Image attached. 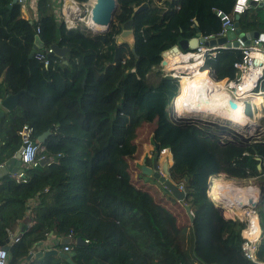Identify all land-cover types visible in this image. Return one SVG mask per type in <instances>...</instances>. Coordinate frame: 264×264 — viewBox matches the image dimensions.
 <instances>
[{"label":"trees","instance_id":"16d2710c","mask_svg":"<svg viewBox=\"0 0 264 264\" xmlns=\"http://www.w3.org/2000/svg\"><path fill=\"white\" fill-rule=\"evenodd\" d=\"M116 1L111 30L93 34L58 21L51 0H38V21L22 18L19 2L9 8L12 0H0V100L17 95L0 124V164L18 149L23 128L31 129L40 159L36 168L23 171L25 182L10 175L0 179V246L5 230L34 202L33 223L9 247L8 264H264V210L253 262L241 249L245 223L227 216L208 194L209 180L218 174L264 183V141L213 115L170 117L166 108L180 80L154 71L179 38H217L218 13L229 15L235 0ZM129 21L133 46L117 43ZM37 25L45 47L66 49L65 63L54 56L46 68L35 58L38 50L29 57ZM238 26L264 33V9L249 6ZM241 59L239 49L220 50L206 57L200 73L209 79L213 71L214 82L235 81L234 65ZM258 90L264 91V77ZM146 142L152 148L146 167L161 151L169 152L167 179L183 185V202L137 165ZM50 234L71 235L65 245L74 252L71 260L35 255L28 261ZM77 238L85 245L77 246Z\"/></svg>","mask_w":264,"mask_h":264},{"label":"bare ground","instance_id":"6f19581e","mask_svg":"<svg viewBox=\"0 0 264 264\" xmlns=\"http://www.w3.org/2000/svg\"><path fill=\"white\" fill-rule=\"evenodd\" d=\"M89 2L92 3L93 0ZM200 65L199 56L183 54L180 56V62L173 68L170 67L175 75H182L179 95L174 99L178 112L213 114L236 125H246L264 117V91L251 93L259 74L258 70L252 68L236 86L227 80L215 85L200 73ZM229 100L234 102V109L229 106ZM246 105L251 108L253 119L246 115ZM233 185L230 181L213 179L209 184V197L215 202H222L230 215H236L240 210L245 218L240 219L246 222L242 235L255 244L260 236L259 219L253 211L258 202L257 187Z\"/></svg>","mask_w":264,"mask_h":264},{"label":"water","instance_id":"95a60500","mask_svg":"<svg viewBox=\"0 0 264 264\" xmlns=\"http://www.w3.org/2000/svg\"><path fill=\"white\" fill-rule=\"evenodd\" d=\"M21 0H12L11 4L8 6L9 8L15 4L20 2ZM90 1V0H88ZM249 6L253 7H261L264 8V2L261 3H254L250 2ZM145 5L142 7L138 8L135 10V13L143 9ZM119 7L117 4L116 0H93L92 3H90V12L88 16V21H87V28L88 30L93 33V34H107L110 31L112 22L114 20V17L118 13ZM238 19L239 15L235 16V21L232 26L233 30L228 29L223 36H219L217 38H210L208 40H205L203 37L197 36L193 39L190 40H182L178 39V43L173 46L171 49L168 51L164 52L162 54L163 59L165 60L166 63H170L172 66L180 62V56L183 54H187L189 52H193L196 49V46L198 43H201L205 46L208 47H217V48H225V49H238L240 46H248L250 44V40H255L259 39L264 46V34H260L258 32H242L238 26ZM132 22L129 21L123 26L122 31L120 32L117 41L118 43H123L126 42L130 46L134 45V34L131 29ZM44 45L42 41L40 40L39 36H35L34 40V45L33 49L29 55V57H32L34 55V52L38 49L43 48ZM54 51V53L62 58L65 63V54H66V49H60L58 46H52L51 47ZM254 65H258V62L255 61ZM201 69V67H200ZM210 72V70H208ZM223 81H215L216 84L222 83ZM17 102V95H9L5 99L1 100L0 104V124L1 121L6 117L7 113L10 112L14 106L16 105ZM229 106L231 108H235V104L232 100H229ZM188 112V113H187ZM184 112L185 114H193L191 111ZM197 114H203L202 112H197ZM246 115L250 118L253 119L252 111L249 106L246 105ZM180 117H182L180 115ZM225 122H229L227 119L223 120ZM49 134L47 131L45 134L40 136L38 138V142L42 143L46 136ZM157 158L158 155H155L153 160H152V167H146L142 166L141 171L144 175L146 176H151L154 179L158 180L159 183L162 185L163 188H165L177 202H183L185 195L184 192L179 190L178 186L174 184L171 180L166 179V177L160 176L158 171H159V166L157 165ZM257 161H260L259 158H256ZM49 159L43 160L41 162V165H45ZM20 166L19 163V151L15 153V158H10L8 161L4 162V166L0 168V179L4 175H8L9 173L12 174L18 170ZM169 167L168 163H163L161 166L162 172L164 175L168 176L169 175ZM257 170L259 173H261V165L257 164ZM18 172V171H17ZM209 190V187H208ZM210 196V195H209ZM211 198V197H210ZM263 200H260V202ZM217 202V201H216ZM220 205H222V202H220ZM225 208V207H224ZM185 211L189 215L191 213L189 212L190 209L185 206ZM223 211V210H222ZM226 214V212L224 211ZM72 243V240L70 238H62V239H54V243L52 248H50L47 251H44L43 253H38L36 256L39 257H47L50 255H58L67 261H70L71 258L74 256V252H69V253H63L59 247L65 246L67 244ZM75 244L77 246H84L85 242L82 241V239L77 238L75 240ZM8 250V248H6ZM32 256L29 254L27 259L29 260ZM256 262V261H255Z\"/></svg>","mask_w":264,"mask_h":264},{"label":"built area","instance_id":"2783aa9c","mask_svg":"<svg viewBox=\"0 0 264 264\" xmlns=\"http://www.w3.org/2000/svg\"><path fill=\"white\" fill-rule=\"evenodd\" d=\"M69 1L71 3V6L66 7L65 10H67V12L63 13V17L65 20V21L63 20L64 23L68 22L69 24L72 25V23L76 24L77 22L83 21V19H84L83 17L85 15V13L87 15H89L90 3L87 1L86 3L79 4V3H76L75 0H69ZM21 2H22V0H21ZM250 2H254V3L258 4V3L264 2V0H235L233 7H232V10H231V13L229 15H225L223 13H218L220 21L222 23L221 24L222 30H221V33L219 36L225 35V33L228 29L233 30L232 26L234 24L235 16L243 14L246 11V9L249 7ZM76 6H78V7H76ZM73 27H75V26H73V25L71 27L67 26V28H73ZM39 33H40V29L37 25L36 26V36H38ZM210 38H213V37H204L205 40H208ZM238 49L242 52L241 61L234 65V67L237 69L236 75H238V76H237L235 81H230V82H232L234 86L240 84L242 82L245 74L247 72H249L252 68H255V70L259 71V74L257 76L255 86L251 90V93H257V92H255V89H256L258 83L260 82V80L264 77V46H263V43L259 39H255L248 46H240ZM220 50H226V49L223 47L217 48L215 46L208 47V46H205L201 43H198L196 46V49L193 52L187 53L186 55L199 56L201 59L200 67L202 68L204 65V61H205L206 57L214 58L216 56L217 52ZM54 56H57V55L54 53L53 49L51 47H45V46L41 49H38L37 53H35V58L41 64H43V66L46 68H48L49 66L52 65L51 64L53 61L52 58ZM255 61L258 62V65H254ZM224 81H226V80H224ZM227 81H229V80H227ZM258 92H260V90H258ZM0 104H1V100H0ZM18 136H19L20 145H19L18 149L16 150V152L19 151L20 166L17 170L18 172L16 171L12 174H10V173L8 174L12 178H14L16 183L25 182L23 171L28 170V169H32V168H36L38 166V164L40 163V159L37 158L39 145L35 144L31 140V129L23 128L18 133ZM15 153L12 155L11 158H15ZM3 166H4V163L0 164V168ZM158 173L160 176H163L161 174L160 169H159ZM178 188L181 191L184 190L182 184H179ZM223 208H224V206H223ZM224 211L226 212L227 209L224 208L223 212ZM257 216L259 219V214ZM229 217L232 219H238L239 221L244 222L240 218H238L236 215H235V217L234 216H229ZM244 223H245V227H246V222H244ZM259 228H260V223H259ZM242 234L243 233H241V236L244 239V242L241 245L242 252H243L245 257H247L248 259L255 262L256 261L255 260V251L257 248V243H255V244L251 243L250 241L245 239ZM260 235H261V231H260ZM19 237L20 236H17V235L10 233V232H7V239H6L5 245L0 246V264H8L9 246L17 243L19 240ZM68 238L71 239V235H69ZM259 238H260V236H259ZM53 243H54V241L52 243L49 242V246L47 248H43L38 253H43L44 251L49 250L50 248H52ZM6 248H8V250H6ZM61 251L63 253H69L70 248L68 246H64ZM29 254L32 257H34L37 253H36V251L32 250V251H30Z\"/></svg>","mask_w":264,"mask_h":264},{"label":"rangeland","instance_id":"374dc122","mask_svg":"<svg viewBox=\"0 0 264 264\" xmlns=\"http://www.w3.org/2000/svg\"><path fill=\"white\" fill-rule=\"evenodd\" d=\"M52 1V0H51ZM66 1V0H65ZM64 1V2H65ZM69 1V0H68ZM53 2V1H52ZM63 2V3H64ZM89 2V1H88ZM63 3H62V0H60V4L61 5H63ZM90 3V2H89ZM20 4H22V2L20 1ZM60 5V8H62V6ZM66 7H69V6H71V3H70V1L69 2H67L66 3V5H65ZM76 7H78V6H76ZM85 9V8H84ZM67 12V10H65V13ZM88 16L89 15H87L86 13H85V15H84V19H83V21H81V22H77L76 24L74 23H72V25L73 26H75V27H73V28H76V27H80V28H84L83 30H87V31H89L87 28H86V21H87V19H88ZM62 18H63V20H64V17L62 16ZM62 20V21H63ZM65 21V20H64ZM65 25H67L68 27H71L72 25L71 24H69L68 22H65L64 23ZM66 26V27H67ZM117 43H118V41H117ZM173 66H175V65H173ZM173 66L170 64V63H166L165 62V60L163 59L162 60V63L160 64V66H159V68H156L154 71L155 72H158V71H160V73H161V75L163 76V75H167V76H170V77H176V78H179V80H180V84H181V76L182 75H180V74H178V75H175V73L173 72V71H171V69L173 68ZM170 67H172V68H170ZM211 73V72H210ZM238 76V75H237ZM150 77H152V78H154L155 76L152 74V75H150ZM211 77H214V75H212L211 74ZM156 78V77H155ZM208 78V77H207ZM211 81L212 82H214L212 79H211ZM214 84H215V82H214ZM216 85V84H215ZM179 91L180 90H178V94H177V96L179 95ZM176 96V97H177ZM175 97V98H176ZM174 98V99H175ZM177 106H175V104H174V100L170 103V105L166 108V111H167V113H168V115H175V114H178V115H181V116H183L185 113H182V112H178L176 109ZM170 109V110H169ZM188 113V112H187ZM194 114H197V113H193L192 115H194ZM204 115H210V114H206V113H203ZM211 115H213V114H211ZM213 118L214 119H220V120H225V118L223 119V118H221V117H218V116H216V115H213ZM218 121V120H217ZM262 122V123H261ZM230 123V122H229ZM261 123V124H260ZM231 124V126H236V124H233V123H230ZM238 127H240V129H244L245 131H244V135L245 136H247V137H254V139H256V141H264V117L263 118H261V119H256V121H254V122H252V123H249V124H246V125H237ZM254 128V129H253ZM146 133H148V132H146ZM146 137V136H145ZM258 139V140H257ZM146 140V139H145ZM140 141H144V138H142V139H140ZM20 145V141H19V144H18V146ZM142 147H143V153H141V156L136 160V163H137V165L138 166H140V168L145 164L144 163V161H145V157L147 156V157H151L152 156V154H151V150H152V148H151V146H150V144L148 143V142H146V143H144L143 145H142ZM168 163V166L169 165H171V163H172V161H171V156H170V154H169V152L167 151V150H163V151H161L160 152V154L158 155V158H157V165L159 166V169H160V171H161V174L163 175V177H166V179H167V176L166 175H164V173L162 172V168H161V166L163 165V163ZM145 166V165H144ZM138 173H133V175H134V178L135 179H139L138 178V175H137ZM141 179V178H140ZM213 179H220V180H223V181H230L231 183H232V185L233 186H238V187H240V186H243V187H247V186H254L257 190H258V202H257V204H256V206H255V208H254V212L258 215L259 214V212H260V209L262 208L263 210H264V207H262V205H263V202H264V183H263V181L259 178V177H254V178H246V179H235V178H230V177H228V176H226L225 174H218V175H215V176H213V177H211L210 178V180H209V184H210V181H212ZM144 180V179H143ZM156 186L158 185L159 186V184H157V182H156V184H155ZM159 188V187H158ZM209 191V190H208ZM162 193V192H161ZM208 194H209V192H208ZM260 200H263V201H261L260 202ZM213 201V200H212ZM214 202V204H215V206H217V207H222L223 208V204L222 205H220V203L219 202H215V201H213ZM182 204H184V203H182ZM224 209V208H223ZM190 213H192V212H190ZM226 214L228 215V216H234L235 217V215H230L229 213H228V211H226ZM236 216L238 217V218H243V216L241 215V212H240V210L239 211H237V213H236ZM246 217V216H245ZM245 218H243V220H244ZM259 221H260V218H259ZM260 223V222H259ZM259 240H258V242H257V245H258V243H259V241H260V238H258Z\"/></svg>","mask_w":264,"mask_h":264},{"label":"crops","instance_id":"0c3cea01","mask_svg":"<svg viewBox=\"0 0 264 264\" xmlns=\"http://www.w3.org/2000/svg\"><path fill=\"white\" fill-rule=\"evenodd\" d=\"M52 1H53L52 2L53 12L55 14V17H56V19L58 21H62L63 20L62 16H63V13L65 12V8H66L65 5L69 1L68 0H66V1L62 0V3L65 1L63 3V5L60 4V0H52ZM37 3H38V0H22V4H21L22 18H24L26 20H30V21H38L39 13H38V10H37ZM60 5L62 6V8H60ZM234 21H235V18H234ZM248 32H256V31L254 30V31H248ZM244 33H246V32H244ZM258 33L264 34V33H261V32H258ZM253 40H250V44L252 43ZM210 72H209L208 76H209V79L211 80L212 79L211 74L214 75V72L213 71H210ZM13 96H15V95H13ZM33 203L34 202H30V203L28 202V205H27L28 206V211L26 213V216L23 219H21L20 221H18L17 224L14 226V228L12 230L6 229L5 230L6 233L10 232V233H12L14 235L20 236L26 229H28L31 226V224L33 223V218H32L31 213L29 211V207L33 206ZM54 239H55V236L50 234L47 237V240L45 242H43L39 247L34 249V251H36V253L38 254V252L41 251L43 248H47L49 246V242L52 243L54 241ZM5 242H6V240H5ZM33 258H35V257H31L28 261L32 260ZM22 264H26V263H22Z\"/></svg>","mask_w":264,"mask_h":264},{"label":"clouds","instance_id":"9594fccd","mask_svg":"<svg viewBox=\"0 0 264 264\" xmlns=\"http://www.w3.org/2000/svg\"><path fill=\"white\" fill-rule=\"evenodd\" d=\"M86 28H87V26H86ZM88 29V28H87ZM170 117H174V118H179L180 117V115H178V114H175V115H170ZM209 192V191H208Z\"/></svg>","mask_w":264,"mask_h":264},{"label":"flooded vegetation","instance_id":"af4514ba","mask_svg":"<svg viewBox=\"0 0 264 264\" xmlns=\"http://www.w3.org/2000/svg\"><path fill=\"white\" fill-rule=\"evenodd\" d=\"M114 21V20H113ZM112 25H113V22H112ZM112 25H111V27H112ZM110 30H111V28H110Z\"/></svg>","mask_w":264,"mask_h":264}]
</instances>
